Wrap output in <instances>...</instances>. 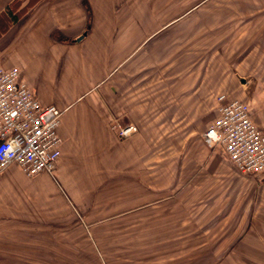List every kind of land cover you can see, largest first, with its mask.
Masks as SVG:
<instances>
[{"label": "crops", "instance_id": "crops-1", "mask_svg": "<svg viewBox=\"0 0 264 264\" xmlns=\"http://www.w3.org/2000/svg\"><path fill=\"white\" fill-rule=\"evenodd\" d=\"M252 6L264 3L0 0V65L17 67L44 107L64 111L61 156L53 173L30 177L16 165L0 172L1 254L29 263L34 257L20 247L32 254L49 248V254L69 262L72 250L83 246L84 231L108 230V220L122 212L147 213L153 201L163 199L159 192L165 188L179 194L185 185L199 183L201 175L205 181L232 171L223 149L210 151L202 136L217 117L220 95L245 101L232 72L258 31L243 42L251 28L243 26L204 68H196L194 50L211 39L206 34L212 29L246 22L250 15L243 14L244 7ZM9 7L18 14L16 23ZM191 7L208 14L190 18ZM185 19L188 30L164 46L161 30ZM86 30L85 39L75 42ZM263 58L264 47L236 70L243 76L264 70ZM257 85L254 101L246 102L258 107L253 119L264 128V81ZM113 119L136 125L138 132L120 140L110 128ZM196 133L201 139L187 147ZM76 217L77 225L56 227ZM257 222L239 246L250 262L264 264V228L260 218Z\"/></svg>", "mask_w": 264, "mask_h": 264}, {"label": "rangeland", "instance_id": "rangeland-1", "mask_svg": "<svg viewBox=\"0 0 264 264\" xmlns=\"http://www.w3.org/2000/svg\"><path fill=\"white\" fill-rule=\"evenodd\" d=\"M254 1L264 3V0ZM196 9L198 8H187V15L190 18H201L208 14L204 13L202 8L200 11ZM244 9L243 14L250 15L246 22L239 25L228 23L206 34L211 39H206L208 41L204 46L195 48L194 62L197 69L206 67L209 60L218 54L220 47L228 46L229 42L240 35L243 26L251 27L249 32L245 33L243 42L248 40V35L253 31H258L253 43L246 46L245 51L236 59L232 72L245 94L247 100H244L251 103L259 92L257 84L264 81V70L243 76L236 69L246 62L252 51L264 47V23L255 22L264 18V7L252 6ZM186 25L187 19L166 25L158 34L162 36V44L166 46L175 41L177 35L188 30ZM57 38L66 41L59 35ZM152 42L154 47L156 38ZM239 78L247 79L248 83L241 84ZM251 108L253 111L252 105ZM257 108L256 106L255 112L251 111L252 114H257ZM260 129L264 132V128ZM198 139H201V134L196 133L187 147ZM207 148L210 151L215 150ZM185 152L186 150H183L180 153L182 159L186 155ZM230 165L233 172L211 175L205 181L201 175L198 178L199 183L185 185L180 188L179 194L172 187L165 188L159 192L163 199L153 201L148 206L147 213L141 214L139 210L122 212L108 220V230H95L93 235L92 232L84 231L83 246L79 247L78 251L72 250L73 253L69 254L72 260L69 262H66L61 254H49L46 250L49 248H36V252L32 254L30 249L20 247V251L28 254L29 259L34 257L35 262H18L7 256L8 254L0 252V264H254L242 255V247L239 245L247 234L251 233L253 223L258 224L257 219L260 218L259 226L264 228V174L241 175L231 163ZM179 167L182 170L183 167ZM171 192L174 193L173 198H169ZM78 222L79 218L76 217L73 221L56 227L70 228ZM163 223L172 224L164 228ZM263 232L264 229L261 230L262 234ZM57 249L66 253L71 250L70 247ZM27 258L28 256L21 257V260Z\"/></svg>", "mask_w": 264, "mask_h": 264}, {"label": "built area", "instance_id": "built-area-1", "mask_svg": "<svg viewBox=\"0 0 264 264\" xmlns=\"http://www.w3.org/2000/svg\"><path fill=\"white\" fill-rule=\"evenodd\" d=\"M216 111V119L203 134L205 145L222 148L241 175L264 174V132L254 122L251 105L220 95ZM63 114L37 100L17 67L0 65V172L16 165L30 177L53 173L61 156L58 132ZM110 128L120 140L138 132L136 125L114 119Z\"/></svg>", "mask_w": 264, "mask_h": 264}, {"label": "water", "instance_id": "water-1", "mask_svg": "<svg viewBox=\"0 0 264 264\" xmlns=\"http://www.w3.org/2000/svg\"><path fill=\"white\" fill-rule=\"evenodd\" d=\"M87 27H88V29L90 28L89 26H87ZM87 34H88V32L86 30V31L83 32V34L79 38H77L74 41L75 42H81V40L85 39V37L87 36ZM239 80H240L241 84H243V85H246L248 83L247 79H245V78H239Z\"/></svg>", "mask_w": 264, "mask_h": 264}, {"label": "trees", "instance_id": "trees-1", "mask_svg": "<svg viewBox=\"0 0 264 264\" xmlns=\"http://www.w3.org/2000/svg\"><path fill=\"white\" fill-rule=\"evenodd\" d=\"M8 14H9V17L11 18V21L13 22V23H16L17 21H18V14H15L14 12H13V10L12 9H10V7L8 8Z\"/></svg>", "mask_w": 264, "mask_h": 264}, {"label": "flooded vegetation", "instance_id": "flooded-vegetation-1", "mask_svg": "<svg viewBox=\"0 0 264 264\" xmlns=\"http://www.w3.org/2000/svg\"><path fill=\"white\" fill-rule=\"evenodd\" d=\"M264 176V175H263Z\"/></svg>", "mask_w": 264, "mask_h": 264}]
</instances>
